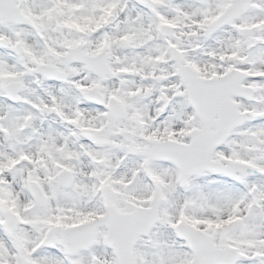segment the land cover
<instances>
[{
	"label": "snow or ice",
	"instance_id": "6c2138e0",
	"mask_svg": "<svg viewBox=\"0 0 264 264\" xmlns=\"http://www.w3.org/2000/svg\"><path fill=\"white\" fill-rule=\"evenodd\" d=\"M0 264H264V0H0Z\"/></svg>",
	"mask_w": 264,
	"mask_h": 264
}]
</instances>
